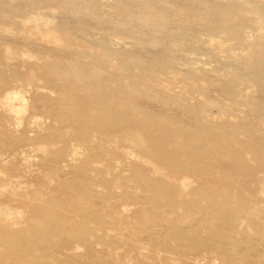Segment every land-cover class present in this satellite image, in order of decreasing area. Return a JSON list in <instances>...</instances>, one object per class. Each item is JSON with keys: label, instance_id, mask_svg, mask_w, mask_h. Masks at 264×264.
Instances as JSON below:
<instances>
[{"label": "bare ground", "instance_id": "obj_1", "mask_svg": "<svg viewBox=\"0 0 264 264\" xmlns=\"http://www.w3.org/2000/svg\"><path fill=\"white\" fill-rule=\"evenodd\" d=\"M7 2L14 4L13 0H5L4 4L14 13L15 9ZM245 2L255 12L254 18H251L253 25L247 19L239 22L245 17L235 15L232 19L225 20L223 26H217L211 20V25L206 30V36L210 40L208 42L203 38L200 40L201 33L198 30L190 33L192 38H187L188 32L184 29L178 31L176 37L172 36L168 42L186 53L182 56L181 66L175 61L157 60L140 69L142 63L131 62L116 46V40H107V49L115 60H119L121 73L114 72L111 68L106 76L101 77L102 82H95L99 79L98 75L91 76L90 79L81 77L79 85L76 81L74 87L72 80H68V72L78 73L79 69L69 67L67 70L68 67L61 62L33 56L29 49L14 45L6 44L1 49L0 84H23L25 80L22 68L27 65V58L34 57L36 62L30 65V74L38 75L39 78L44 76L54 93L67 91L69 109L66 113L56 110V100L51 99L44 108L60 124H43L38 119H32L31 124H24L28 109L24 92L10 86L0 95V131L6 134L10 131L16 133L14 137L2 138L6 150L0 152V177L3 172L15 171L16 165L9 163L13 158L15 162L18 161L21 146L30 145L40 158L44 181L54 182L57 187H65L64 195L68 197L63 199L57 196V187L50 190L38 188L37 200L23 204L30 211V217L21 216L17 221L12 220L16 211L14 213L9 206H0V264H83L91 259L110 260L112 257L105 255V250L97 248L103 242L107 244V236L116 234L109 244L125 246L128 247L127 251L135 252L150 241L154 245L163 241V233L158 226L168 228L167 235L170 237L166 238L165 243L169 245L170 257L176 262L187 259L203 246L211 247L213 254L210 255H215V258L221 256L228 259L227 256L236 249L238 243L223 237L221 229L211 226L210 221L217 220L229 230L240 227L237 220L242 205L238 203L244 199V203L249 200L242 192L248 186L238 177L231 175V180L228 179V174H224L222 180L218 171L227 162L244 165L253 162L264 168V120H253L264 115V98L258 94L259 91L264 93V87L255 79L250 80L248 87L247 81L233 78L229 72L223 74L220 65L216 64L205 70L191 64L190 59L196 54L205 53L210 61L220 60L228 68L237 64L234 63V57L241 52L253 54L264 51V0H244ZM91 8H96L94 3ZM101 10L105 12L103 8ZM94 14L102 17L100 13ZM10 19L7 17L3 21L9 23ZM18 19L23 30L38 28L41 32H51L55 25L51 17L33 12L25 17L18 16ZM235 24H242L241 27L245 28L232 26ZM3 31L6 36H11L13 29L4 27ZM242 32L246 40L243 46L226 44L222 40L224 35L240 37ZM76 33L84 38L92 34L85 27ZM104 35L107 38L111 36ZM218 35L221 39L215 41ZM76 37L79 38L77 34ZM255 66L258 71L264 72L263 64ZM161 76L167 78L162 79ZM218 86L225 90L230 88L232 92H224L222 96L230 104L233 103V106L238 105L240 99L243 104H252L253 112L248 114H254L252 120L250 116L248 119L242 117L243 113H231L233 117L219 122L214 113L205 109L204 101L214 107L218 104L217 99L203 94L204 92L198 97L195 92L203 90L213 93ZM153 101L161 104L155 105ZM180 102L187 103L185 105L192 110L191 115L204 122L203 127L189 125L188 130L168 122L172 121L170 118L173 111L167 110V106L181 107L175 104ZM71 109L72 112L69 113ZM5 118H12L16 127L11 129ZM29 130H35L36 136H30ZM47 133L51 134L50 138ZM251 149L253 159L247 156ZM10 154L14 157L11 158ZM105 155L109 158L104 157ZM104 159L110 163L105 165ZM62 161L66 162L65 166L72 165V169L64 170ZM94 162L104 166L92 168ZM203 174L208 178L204 179L206 184L202 185L219 187L220 198L214 200V196L199 190L205 197L213 199H198L188 206L190 209L205 211L207 217L200 224L196 221L190 229H185L176 225L169 226V219L165 216L162 224H153V220L144 218L142 223L150 227L140 244L126 233L129 231L127 228L123 229L130 226L129 220L132 218H142L145 214L147 218L152 216L142 208H137V192L127 190L132 187V181L140 186L148 185L160 205L172 202L176 194L189 195L195 184H201L199 181ZM195 175H200L198 180L194 179ZM94 182L98 188H95ZM100 186L111 189L109 196L101 193L103 190ZM199 188L201 189V185ZM260 192L264 195V186ZM23 207H20L19 213L26 211ZM251 207L247 206L249 217L246 218H250L251 224L260 228L257 215ZM171 234L179 239L171 238ZM256 239L255 242L259 241ZM153 253L157 256L153 257ZM162 253V249L156 247L151 254H142L144 261H148L145 264H159Z\"/></svg>", "mask_w": 264, "mask_h": 264}, {"label": "rangeland", "instance_id": "obj_2", "mask_svg": "<svg viewBox=\"0 0 264 264\" xmlns=\"http://www.w3.org/2000/svg\"><path fill=\"white\" fill-rule=\"evenodd\" d=\"M4 1L0 0V52L6 44H10L17 48L29 49L28 51H30L33 56H40L45 59L48 57L50 59L49 61L61 62L68 67L67 70H69V67L73 69L77 68L80 72H68V80H72L74 87L76 86V81H78L79 85V78L81 77L90 79L91 76L98 75L99 79L95 80V82H102L101 77L106 76L111 68L114 72L120 71L121 73L119 60H115L107 49L106 41L109 39L113 41L116 40V46L122 50V53L129 57L128 59H130L131 62L142 63L140 69H144L147 63H156L157 60L175 61L181 66L183 63L182 56H185L186 53L179 49L178 46L168 42L172 36H177L178 31L184 29L188 32L186 33L187 38H192L190 33L194 30H198L201 33L200 40L203 38L208 42L210 40H208L206 36V34H208L206 30L211 25V20L214 21L215 25L223 26L225 20L232 19L233 16L238 15L239 17H245L243 20H239V22L246 21L247 19L251 20L250 25H253L251 18H254L255 15L254 10L249 4L246 2L244 3V0H100V2H93L92 0H13L14 4L11 2H7V4L10 6L12 5L11 8L15 9L14 13L6 7ZM67 1L71 3H67ZM87 3L92 6L94 3L96 8L92 10V6L88 7ZM99 5L102 6L105 12L101 10L102 8ZM31 12L51 17L56 25L52 26L53 31L49 32L43 30L41 32L38 28L23 30L18 16L25 17ZM94 12L102 14V17H96ZM7 17L13 20L10 19L9 23H5L3 20L7 19ZM241 25L242 24H235L232 26L240 29L245 28L241 27ZM4 27L13 29L11 36H6L4 34ZM83 27L91 31V36L86 38L79 37L80 34L76 32ZM76 34L79 38L76 37ZM104 34L108 36L110 34L111 38H107ZM243 36V32L240 34V37H231L229 34L224 35L222 40L226 44L230 43L240 47L246 42ZM183 39L186 40L185 37ZM220 39L218 35L215 41H219ZM77 40H79L78 43ZM57 49H61L64 52H59ZM61 56H63V58H61ZM234 58V63L237 64H233L228 68L225 64H222L220 60L210 61L208 55L205 53L196 54L195 57L190 59V62L205 70L211 69L216 64L220 65V67L222 66L220 71L223 74L229 72V74L233 75V78L247 81L248 87H250V80L254 79L260 86L264 87V72L258 71L257 66H255L257 64L264 65V51H257L253 54L250 52H248V54L241 52ZM27 59V65L22 68L24 72L23 80H25L23 84L10 83L6 85L1 83L0 95L10 86L21 89L24 92L26 95V104L28 105L24 117V124H31L32 119L41 120L44 122L43 124H55L56 122V124H58L59 122L56 117L49 114L44 108V105L49 103L51 99H54L56 100V106L54 108L66 113L69 109L67 91L61 93L52 92L48 80L45 79L44 76L39 78L38 75L34 76L30 74L29 67L36 62V58L30 57ZM110 65L113 67H110ZM161 78L167 77L161 76ZM41 86L42 89H39ZM257 91H259V87ZM79 92L81 93V91ZM202 92L208 96L212 95L217 99V106L210 107L205 101L203 102V106L205 109L214 113L218 117L217 120L219 122L226 121L233 117L231 113H243L241 115L242 117L248 119V116H250V120H252L254 114L248 115L253 112L251 110L253 108L251 107L253 106L252 104H243L240 99V103L233 106V103L230 104L225 100V97L222 96L224 92L231 93L232 91L230 88L225 90L221 86H218L213 93L198 90L195 94L198 96ZM242 92L244 93L245 91ZM53 93L54 95L50 98V95ZM164 94L167 95L166 93ZM258 94L264 98L263 92L259 91ZM16 102L18 101L16 100ZM153 103L155 105L161 104L157 101H153ZM175 104H179L181 107L172 106V108H170L169 105L167 106V110L173 111L170 118L172 121L169 120L168 122L172 125L184 127L185 129H188L189 125L192 127L204 126L203 121L191 115L192 110L186 107V102ZM71 112L72 109L69 113ZM261 116L264 115L261 114L253 120H264V117L262 118ZM212 118H214V116H212ZM5 121L9 124L11 129L16 127L12 118H5ZM28 134L30 136H36V131L29 130ZM14 136H16L15 132L10 131L6 134L0 131L1 153L4 152L3 150H6L4 149L6 147H4L5 144L2 142V138ZM47 136L50 138L51 134L47 133ZM20 149L17 162H15L13 158L14 155L10 154V157L13 159L9 164L16 165L14 167L16 168L15 171L13 173L3 172L0 177V206H9L14 213L16 211L14 214L15 217L12 219L13 221H17L21 216L25 218L30 217V211L26 210L23 204L35 200L38 197L36 189H43L44 187L50 190L57 187L54 182L47 183L44 181L42 169L40 167L41 161L38 155H36V151L31 148L30 145L26 146V144L23 145V147L21 146ZM248 151L250 153L247 156L253 159L252 149ZM104 157L109 158L107 155ZM104 162L105 165L106 163H110L106 159H104ZM61 163L64 170L72 169V165H64L66 163L65 161ZM74 163H76L75 160ZM101 166L104 165L96 162L91 165L92 168ZM218 173L222 176V180H224L223 175L228 174V179L231 180L232 176L238 177L243 182H246L248 186V188H243L242 192L248 196L249 200H246L247 202L244 203V199L238 203V205H242L238 211L237 220L239 225H241L240 227L229 230L224 225L218 223L217 220L210 221L211 226L215 225L221 229L223 237L238 243L236 249L234 248V251L227 256L228 259L221 256H219L218 259L215 258V255H212L213 251L211 247L203 246L195 253H191L190 257L187 259L176 262L170 257L168 252L170 251L168 248L169 245L165 243L166 238L170 237L167 235L169 230L166 227L162 228L158 226L163 233V241L161 243L154 245L152 241H150L145 247H140L141 250L131 252L127 251L128 247L109 244V241L116 235L114 234L105 238L107 244L103 242V244L97 247L101 251L105 250L104 254L112 257L110 260L100 259L95 261L91 259L89 262L85 261L83 264H145V262L148 261H144L142 254H151L152 249L156 247H159V249L163 251L161 260H158L159 264H264L262 260V258H264V221L261 220L264 219V195L260 192L264 186V168L258 167L256 164H253V162L248 165L238 162H227L221 165ZM195 176L194 179L198 180L197 177L200 175ZM207 178L208 176L203 174L199 181L201 184H195L191 188L189 195L178 196V194H176L172 202H164L160 205L157 204V198H155L153 193L148 189V185L140 186L137 185L135 181H132L130 183L132 187L126 189L137 192V208H142L152 216L147 218L145 214L142 218H132L129 220L130 226L123 227V229L127 228L129 231L126 233L129 236H133L135 240L137 239L136 242L138 241L140 244V241L142 242V239L145 237L144 235H146V230L150 227L142 223L144 218L153 220V224H162L163 217L165 216L169 219L167 223L169 226L176 225L184 227L185 229H190L191 225L196 221H199L200 224L202 220L207 217L205 211L190 209L188 206L194 204L198 199L205 198V200L213 201V199L218 200L220 198V194L218 193L220 190L219 187L210 188V186L202 185V183L206 184L204 179ZM200 185L201 189L199 188ZM64 188L63 186H58L56 188L58 191L57 196L68 199V197L64 195ZM95 188H98L96 183ZM99 188L103 190V192H101L102 194L109 196L110 188H102L101 186ZM199 190L206 191L208 195L214 196L212 197L213 199L205 197L202 191ZM249 205L252 206L251 210L257 215L256 218L260 222V228L251 224L252 221L250 218H246L249 217V212L247 211V206ZM20 207H23L26 211L19 213L18 210ZM203 233L205 234L206 232ZM171 238H176V236L172 237L171 234ZM176 239H179V237ZM255 239L260 242H255ZM82 250V253H84V249ZM210 253L212 254L210 255ZM152 256L156 257L157 255L153 253ZM195 256L200 258L196 259Z\"/></svg>", "mask_w": 264, "mask_h": 264}]
</instances>
